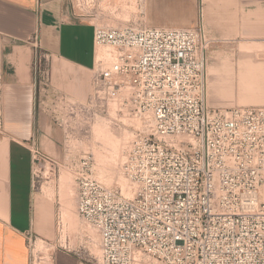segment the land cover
<instances>
[{"label":"built area","instance_id":"obj_1","mask_svg":"<svg viewBox=\"0 0 264 264\" xmlns=\"http://www.w3.org/2000/svg\"><path fill=\"white\" fill-rule=\"evenodd\" d=\"M71 2L81 16L98 17L99 0ZM29 42L35 85H49L39 32ZM211 43L203 23L94 25L92 93L70 109L100 110L119 99L145 117L149 132L126 150L122 172L137 185L132 197L94 178L92 154L75 167L78 215L100 235L92 263L264 264V106L209 104ZM101 48L108 52L99 55Z\"/></svg>","mask_w":264,"mask_h":264},{"label":"crops","instance_id":"obj_2","mask_svg":"<svg viewBox=\"0 0 264 264\" xmlns=\"http://www.w3.org/2000/svg\"><path fill=\"white\" fill-rule=\"evenodd\" d=\"M147 1L152 7L151 26L201 24L191 25L193 16L184 17V0ZM226 3L216 1L215 6L221 11ZM240 3L252 13H259L264 7V0H240ZM80 14L71 0H0V114L4 121V130L0 132V264H35L30 236L48 238L46 233L51 224L48 197L35 182L34 150L47 153L54 150L59 131L47 126L37 111L34 47L29 39L39 32L50 55L51 79L55 71L63 80L66 95L88 97L96 23L95 19ZM245 71L241 66L239 90L244 87ZM218 82L222 84L220 77ZM255 85H260V81ZM76 220L67 219L68 225L72 226ZM90 260L76 251L57 248L50 259L37 264H94ZM149 263L159 264L153 260Z\"/></svg>","mask_w":264,"mask_h":264},{"label":"rangeland","instance_id":"obj_3","mask_svg":"<svg viewBox=\"0 0 264 264\" xmlns=\"http://www.w3.org/2000/svg\"><path fill=\"white\" fill-rule=\"evenodd\" d=\"M216 1L227 2L228 5L223 6V9L219 11L215 6ZM151 8L147 0H99V4L93 9L97 11L98 15L95 19L96 24L123 27L153 25L149 17ZM159 12L162 13V9ZM191 16H193L191 25L203 23L207 34L212 39L208 51L207 69L209 104L224 109L236 106H264V7L261 12L252 13L248 8L242 7L240 0H230V2L226 0H184V17L190 18ZM101 49L104 50L100 51ZM101 49L98 50V54H106L107 49ZM241 66L246 71L243 73L244 87L239 90L237 86L241 76ZM89 75L92 78V71H89ZM219 77L222 79L220 85ZM256 81H260V85H255ZM62 84L63 80L60 76L57 77L54 71L49 85L38 84L36 87L37 111L41 112V117L46 121L47 126L52 125L58 129L59 141L54 150H50L48 153L40 151L41 154L35 155L39 158L36 159L34 166L35 182L37 187L48 197L51 215L50 230L46 233L48 238L34 236L32 258L35 264L47 261L55 249L63 248V246H68L76 252H82V256L86 259L100 256L98 231L78 215V187L75 167L81 157L85 154H92L94 157L92 167L94 178H98L97 180L106 187L117 188L123 192L119 184L120 179L130 181L122 172L127 147L138 134L143 131L149 132L146 130L148 127L145 124V117L130 113L119 99H114L100 110L95 109L99 112L96 117H94L95 110L82 113L73 112L70 109L71 104L86 103L89 100L92 84L88 97L83 99L66 95ZM52 86L55 87L54 90ZM59 90L63 92L61 93ZM42 94H44L43 97ZM103 119L105 123L107 121L111 136L115 137L116 141L128 137L125 142L128 143L127 147H124L125 143H123L121 148L124 150H120L124 160L111 166L112 169L105 172L109 178L111 176L108 174H113L112 183L110 181L105 183L106 181H101L99 177H96L98 176L97 165H100V162H97L99 161L97 159L99 158L98 152L101 153L102 150V155L107 156L105 159L109 161L107 164H111V157L109 158V155H112V150L109 152L111 148L108 145H101L100 139L99 142L95 140L97 136L95 137L94 126ZM115 140L113 141L116 142ZM63 171L68 172L66 175L69 173L71 175V178L68 177L69 175L67 178L70 179L69 194L74 198L76 207L73 212L76 216H73L77 219L78 224L80 223L75 229L68 225L65 214H63L64 187L62 179H60ZM58 221L61 224L60 228ZM93 235L96 237L93 238ZM145 264L150 263L147 261Z\"/></svg>","mask_w":264,"mask_h":264},{"label":"bare ground","instance_id":"obj_4","mask_svg":"<svg viewBox=\"0 0 264 264\" xmlns=\"http://www.w3.org/2000/svg\"><path fill=\"white\" fill-rule=\"evenodd\" d=\"M102 50H104V49H101L100 51H102ZM107 52V51H106ZM101 53V52H100ZM105 55V54H104ZM105 120L103 119V121H99V123L96 125V126H94V129H95V131H94V133H96V135H95V137L97 136V138H95V140H98V142H99V139L101 140V145H105V146H109L111 149L109 150V152L111 151V153H112V155L110 156L109 155V158L111 157V164L110 165H108L107 163L109 162L108 160H106L105 159V157H107V156H103L102 155V150H101V153H99L98 152V157L99 158H97V159H99V161H97V162H100V165H97L98 166V176H96V177H99V179L101 180V181H106L105 183H108L109 181L111 182V180L113 181V174L112 175H110V174H108L109 176H111L110 178L109 177H107V174H105V172H107V170H111L112 168H111V166H114V165H116L119 161H121V160H124V158H122V154H120L122 151H120L121 149L122 150H124L123 148H121L122 147V145H123V143H125L127 140V136H126V139L124 138V139H120V141H116L114 138L115 137H113V136H111V133H110V131H109V129H108V127H107V121H106V123L104 122ZM126 135V134H125ZM129 135V134H128ZM99 137V138H98ZM113 137V138H112ZM125 137V136H124ZM113 140H115L116 142H114ZM119 140V139H118ZM112 141V142H111ZM130 141V140H129ZM110 143H111V146H110ZM128 144V143H127ZM127 144L125 143V145H124V147L126 146L127 147ZM107 148V147H106ZM105 148V149H106ZM105 149H103V150H105ZM108 151V150H107ZM97 153V152H96ZM104 153V152H103ZM109 153L107 152V155H108ZM124 156V155H123ZM108 161V162H107ZM121 163V162H120ZM119 165H122V164H119ZM45 171V170H44ZM48 171V170H47ZM64 171H66V170H64ZM63 171V172H64ZM115 171V170H114ZM62 172V178H60V179H62L61 181L63 182V187H64V192H63V206H64V212H65V219L67 220V219H69V218H74V216L73 215H75V214H73V212L76 210V207H75V204H74V198L73 197H71V194H69V190L71 189H68V183H69V180H68V178H67V176L70 174H68V175H66L67 173H63ZM111 172V171H110ZM109 172V173H110ZM114 173V172H113ZM71 175H69L68 177H70ZM71 178V177H70ZM113 178V179H112ZM118 178V177H117ZM98 179V178H97ZM120 179V178H119ZM119 179H117V180H119ZM72 180V179H71ZM112 183V182H111ZM119 184H120V186H121V188L123 189V193H124V195H126V196H128V197H132V196H134V194H135V192H136V190H137V185L135 184V183H133V182H130V181H127V180H124V179H120V181H119ZM110 185V184H109ZM70 187V186H69ZM62 189V188H61ZM72 191V190H71ZM75 192V191H74ZM75 194V193H74ZM73 194V195H74ZM76 216V215H75ZM75 220V219H74ZM65 224V223H64ZM68 224H70L69 222H68ZM80 224V223H79ZM78 222H77V220L76 221H74V222H72V227L75 229V227H77L78 225ZM67 226V225H66ZM70 226V225H69ZM68 226V227H69ZM71 227V228H72ZM84 228V227H83ZM85 229V228H84ZM92 233V232H91ZM94 237L93 238H95L96 236L95 235H93Z\"/></svg>","mask_w":264,"mask_h":264}]
</instances>
